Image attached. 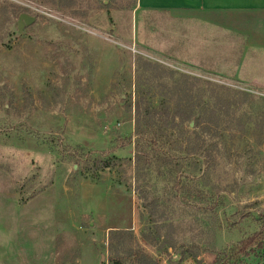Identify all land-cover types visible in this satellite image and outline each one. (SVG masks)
Listing matches in <instances>:
<instances>
[{
  "label": "rangeland",
  "instance_id": "obj_1",
  "mask_svg": "<svg viewBox=\"0 0 264 264\" xmlns=\"http://www.w3.org/2000/svg\"><path fill=\"white\" fill-rule=\"evenodd\" d=\"M21 15L33 23L19 27ZM241 46L137 0H0V264H73L87 245L107 264L109 230L128 231L118 255L142 252L144 264H264L254 245L230 257L264 226V90L237 79ZM137 56L248 94L231 111L251 122L215 155L206 203H221L191 216L182 206L201 199L181 196L166 206L173 229L149 223L125 162L147 75ZM111 156L121 162L91 167Z\"/></svg>",
  "mask_w": 264,
  "mask_h": 264
},
{
  "label": "trees",
  "instance_id": "obj_2",
  "mask_svg": "<svg viewBox=\"0 0 264 264\" xmlns=\"http://www.w3.org/2000/svg\"><path fill=\"white\" fill-rule=\"evenodd\" d=\"M59 1H65L66 5L73 3V0ZM107 4L101 5L104 10H108ZM106 13L111 22L108 11ZM136 62L138 67L145 66L147 75L146 83L139 85L135 91L133 129L127 139L128 145L132 144L133 154L124 161L132 164L135 190L148 213L149 223L158 228L173 229L171 215L175 210L166 206L180 202L181 196L189 198L195 194L196 199H201V206L199 202L180 205L191 216L194 212H211L212 207L221 203V200L206 203V199L213 197L217 189L211 183L215 155L226 149L229 133L245 132L244 117H237L234 111L243 107L248 94L178 74L140 56H137ZM154 98L158 99L156 104ZM244 120L250 123L251 115ZM261 124L260 121L256 125L261 128ZM114 162L121 161L114 156L96 158L91 167L108 169ZM159 184L162 190L157 188ZM191 210L193 212H189ZM168 213L170 216H167ZM126 232L108 231L107 264H122L126 258L144 264L142 252L127 250L124 251L125 256L118 255ZM263 232L264 226L241 240L238 248L231 250L230 257L238 261L240 256L247 258L250 253L254 255L253 245L264 256ZM116 236L118 241L113 244L112 239ZM216 263L220 264V260Z\"/></svg>",
  "mask_w": 264,
  "mask_h": 264
},
{
  "label": "crops",
  "instance_id": "obj_3",
  "mask_svg": "<svg viewBox=\"0 0 264 264\" xmlns=\"http://www.w3.org/2000/svg\"><path fill=\"white\" fill-rule=\"evenodd\" d=\"M138 6L163 11L223 38L240 39L236 76L264 90V0H137ZM196 36V35H195ZM86 249V252H85ZM86 253V254H85ZM93 245L82 246L73 264H101ZM247 264H260L249 262Z\"/></svg>",
  "mask_w": 264,
  "mask_h": 264
},
{
  "label": "water",
  "instance_id": "obj_4",
  "mask_svg": "<svg viewBox=\"0 0 264 264\" xmlns=\"http://www.w3.org/2000/svg\"><path fill=\"white\" fill-rule=\"evenodd\" d=\"M33 21H34V19L32 17L27 16V15H21L19 17V24L18 25H19V27H21L22 24L28 26V25L32 24Z\"/></svg>",
  "mask_w": 264,
  "mask_h": 264
}]
</instances>
